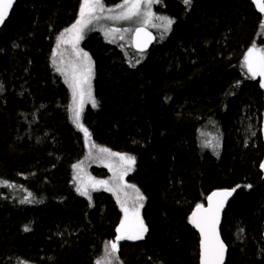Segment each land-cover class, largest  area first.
<instances>
[{"label": "trees", "instance_id": "1", "mask_svg": "<svg viewBox=\"0 0 264 264\" xmlns=\"http://www.w3.org/2000/svg\"><path fill=\"white\" fill-rule=\"evenodd\" d=\"M80 7L19 0L0 29V264H97L111 252L121 202L139 206L148 233L121 242L113 264H200L189 218L211 193L233 188L221 226L227 264H264V76L243 66L253 43L264 48V13L252 0H160L153 19L174 22L153 24L164 37L150 52L90 31L62 60ZM80 51L91 64L83 87L96 102L85 94L88 137L73 118ZM34 111L30 129L24 117ZM110 153L135 157L123 181L128 165Z\"/></svg>", "mask_w": 264, "mask_h": 264}, {"label": "snow or ice", "instance_id": "2", "mask_svg": "<svg viewBox=\"0 0 264 264\" xmlns=\"http://www.w3.org/2000/svg\"><path fill=\"white\" fill-rule=\"evenodd\" d=\"M13 2L14 0H0V23L5 20L6 15L8 14ZM159 2L160 0H124L123 4L117 5V7L121 9V11L117 15L107 17V19L127 21L132 20L134 17H137L141 18L142 24L146 25L151 22V19L153 17L151 6L154 3ZM183 2L188 5L190 4L191 0H183ZM254 2L257 4L259 10L264 13V2H262V0H254ZM142 7L144 9L143 12L141 11ZM104 10V4L102 0H82L81 7L79 10V18L70 28L66 29L65 31L75 33V39L78 41L82 38L80 33L83 31V29L89 24H91L93 20L100 19V17L96 15L97 11L103 12ZM109 11L112 10L109 9ZM156 18L164 21L166 28L174 22L172 19L167 17ZM152 26L156 27L157 25ZM118 31H120V29L110 30V32ZM124 31H128V29H124ZM142 31V28H136V36L139 37ZM105 34L108 35L109 33ZM144 35L151 38L150 33L144 32ZM120 38L123 39V36H121ZM137 47L143 50V46L139 42H137ZM77 55L82 56V61H90V57L86 52L80 51L77 52ZM243 66L247 68L248 72L251 73L252 77L264 76V48H258L256 44L253 43V45L249 47L247 52L245 53ZM85 72L89 74L91 73L90 63H88L86 68L82 71L79 79L74 77L71 87L73 88L74 95L78 93L80 97V107L73 109L74 121L76 122L77 127L84 131L85 136L88 137L89 133L87 132V129H85L80 123L85 94H87L89 100H91L93 107L96 106V102L91 95L90 87L87 90V93L83 87V85L88 83L89 80V76L84 74ZM261 87H264V82L261 83ZM100 151L109 152V150L106 148H101ZM110 154L120 156V159L122 161H125L128 165V167L119 176V179L123 181L124 176L127 174V172L132 170V166L135 164V157L120 153ZM261 167L264 168V164H262ZM96 183L105 184L106 182L96 181ZM126 186L132 188L135 191V198L137 200L144 199L143 196L139 193V190L135 188V185ZM237 187H239V185H237ZM235 190L236 189L233 188L231 190L213 192L210 196L207 197L208 207L205 208L202 204H197L196 209L193 211L191 217L189 218L190 223H192L196 228L199 229L202 236L200 242L201 264H223V254L225 252V245L219 238L216 225L218 223V213L220 208L223 206L224 199L231 196L232 193L235 192ZM77 191H80V189L78 188ZM81 195H88V193L86 191H81ZM214 197H222L224 199L217 201L214 205ZM117 200L118 202H120L119 196L117 197ZM140 206L142 207V204ZM121 208L124 212V220L121 221L120 226L117 228L118 235L116 236L114 241L107 242L110 245L111 252L109 253L108 257H105L102 260H98L97 264H112V261L109 257L119 252V241L128 239H143V232L147 231L146 227H144L143 225V221L139 219L138 212L135 209L131 211V216L134 218L133 222L130 221V210L129 208L125 207L123 202H121ZM137 224L138 227H136L135 231L133 232L132 230ZM27 230L28 228L26 227L25 231Z\"/></svg>", "mask_w": 264, "mask_h": 264}, {"label": "rangeland", "instance_id": "3", "mask_svg": "<svg viewBox=\"0 0 264 264\" xmlns=\"http://www.w3.org/2000/svg\"><path fill=\"white\" fill-rule=\"evenodd\" d=\"M252 1H253V3H255L254 0H252ZM80 2L82 3V0H80ZM102 2L104 4L105 10L103 12L97 11L96 15H98L100 17V19L99 20H93V22L91 24H89L87 27H85L83 29V31L80 33V35L83 37V40L86 38V36L91 31V32L96 33L99 36L103 37L106 40V42L111 43L112 45H117V44L119 45V44H122V42H125L126 45H124V47H122V48L126 51L127 49L132 47V35H133V31L135 30V28L140 27V26H146V27L151 29V27H153L152 25L158 21L157 18L154 20L152 17L151 22L149 24L145 25V24H142L141 18H137V17H134L132 20H127V21L107 19V17L117 15L121 11V9L117 7V5L123 4L124 0H107V1L102 0ZM262 2H264V0H262ZM154 6H155V3L151 6L152 13L154 10ZM109 9H111L112 11H109ZM141 11L142 12L144 11L143 7L141 8ZM153 16H154V13H153ZM78 18H79V14H78L77 19ZM111 29H120V31L110 32ZM124 29H128V31H124ZM153 31L156 32V34L160 35L159 36L160 39H162L164 37L163 31H160V32H158L156 30H153ZM105 33H109V34L106 35ZM64 34H65V38L61 41L59 48H58L62 60H63L62 52L68 46V43L70 41L73 44L77 43V41L75 39V33L65 32ZM93 35H95V34H93ZM121 36H123V39L120 38ZM129 40H130V44L127 45V42ZM74 59H76L80 63L83 62L81 57H79V58L77 57ZM87 64L88 63L85 61V65H82V66L84 68H86ZM76 77H78V76H76ZM24 122L27 123L31 129V127L34 124H36V122H37V111H34L33 113H31L29 115H26L24 117ZM245 132H246V134H248L249 138L254 137L257 133L253 124H250V125L247 124ZM263 134H264V120H263ZM44 139H45V137H41V138H39L38 142H40ZM89 169H87L86 165H84V171H82V173L90 178ZM262 170L264 171V168H262ZM117 196H119V195H117ZM125 203H126V205L130 204L128 200ZM133 209H135L138 212L139 219L143 221V225L147 229L146 232H143V238H145L146 234L148 233V226L142 218L141 210L139 209V206H135L130 210V221L134 222V218L131 216V211ZM122 220H124V212L122 214ZM120 224H121V222H120ZM120 224H119V226H120ZM136 227H138V224L135 225V227L133 228V230H132L133 232L135 231ZM117 235H118V233H117ZM125 241L129 242V241H138V240H136V239L121 240V241H119V246H120L121 242H125ZM111 261H112V259H111ZM112 264H113V262H112ZM114 264H119V263L115 262Z\"/></svg>", "mask_w": 264, "mask_h": 264}, {"label": "water", "instance_id": "4", "mask_svg": "<svg viewBox=\"0 0 264 264\" xmlns=\"http://www.w3.org/2000/svg\"><path fill=\"white\" fill-rule=\"evenodd\" d=\"M16 3H17V0H14L13 4H12V6H11L9 12H8V14L6 15L5 20L2 23H0V29L10 19L11 14L13 12V9H14ZM138 28H142L143 31L141 32L139 37L136 36V33L134 31L133 36H132V48H133V50L135 52L144 54V53H147V52H149L150 50L153 49L154 45L157 42L158 37H157L156 33L154 31H152L151 29H149L148 27L141 26V27H138ZM144 32L150 33L151 34V38L145 36ZM137 42H139L143 46V50H141V48L137 47ZM226 190H230V189H226ZM220 191H224V190H217L215 192H220ZM235 195H236V191L233 192L232 195L227 197L226 199H224L222 197H214L213 198V204L214 205L216 204L217 201L224 199L223 206L220 208L219 213H218V223L216 225V229H217V232L219 234V238L223 242V244L225 245V252L223 254V264H227L228 255H229V249H228L227 244L223 240V237H222V234H221V226H222V223H223L224 214L227 211L228 207L230 206L231 202L234 200ZM204 207L205 208L208 207V200L206 201V204L204 205ZM193 227L197 231V233L199 234V238H200V242H201L202 236H201V233H200L199 229L196 228L194 225H193ZM200 252H201V248H200ZM200 264H201V261H200Z\"/></svg>", "mask_w": 264, "mask_h": 264}, {"label": "flooded vegetation", "instance_id": "5", "mask_svg": "<svg viewBox=\"0 0 264 264\" xmlns=\"http://www.w3.org/2000/svg\"><path fill=\"white\" fill-rule=\"evenodd\" d=\"M18 1L19 0H17V3H18ZM80 1V0H79ZM17 3H16V5H17ZM16 5H15V7H16ZM15 7H14V9H15ZM14 9H13V11H14ZM13 13V12H12ZM11 16H12V14H11ZM141 27V26H140ZM146 27V26H145ZM138 28V27H137ZM136 29V28H135ZM150 29V28H149ZM135 31V30H134ZM134 31H133V33H134ZM153 31V30H152ZM156 33V32H155ZM157 35V37H158V39H159V36H158V34H156ZM133 36V35H132ZM88 37H90V34H88L87 36H86V38L83 40V43L85 42V40L88 38ZM157 42H158V40H157ZM156 42V43H157ZM155 46V45H154ZM133 49V48H132ZM150 52V51H149ZM148 53V52H147Z\"/></svg>", "mask_w": 264, "mask_h": 264}, {"label": "bare ground", "instance_id": "6", "mask_svg": "<svg viewBox=\"0 0 264 264\" xmlns=\"http://www.w3.org/2000/svg\"><path fill=\"white\" fill-rule=\"evenodd\" d=\"M157 40H158V39H157ZM193 143L196 144V143H195V140L193 141ZM200 151H201V152H205V151H207V148H206V147H203V148H201Z\"/></svg>", "mask_w": 264, "mask_h": 264}]
</instances>
